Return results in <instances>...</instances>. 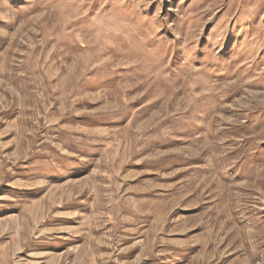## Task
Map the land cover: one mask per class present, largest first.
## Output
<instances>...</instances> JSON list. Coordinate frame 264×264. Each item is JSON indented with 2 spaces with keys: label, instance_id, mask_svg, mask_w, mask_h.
I'll return each mask as SVG.
<instances>
[{
  "label": "rangeland",
  "instance_id": "rangeland-1",
  "mask_svg": "<svg viewBox=\"0 0 264 264\" xmlns=\"http://www.w3.org/2000/svg\"><path fill=\"white\" fill-rule=\"evenodd\" d=\"M0 264H264V0H0Z\"/></svg>",
  "mask_w": 264,
  "mask_h": 264
}]
</instances>
